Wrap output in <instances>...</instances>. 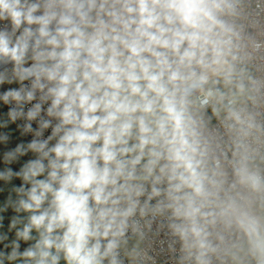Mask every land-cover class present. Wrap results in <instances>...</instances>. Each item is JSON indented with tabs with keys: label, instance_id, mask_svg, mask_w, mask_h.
I'll use <instances>...</instances> for the list:
<instances>
[{
	"label": "clouds",
	"instance_id": "clouds-1",
	"mask_svg": "<svg viewBox=\"0 0 264 264\" xmlns=\"http://www.w3.org/2000/svg\"><path fill=\"white\" fill-rule=\"evenodd\" d=\"M5 84L0 264H264V0H0Z\"/></svg>",
	"mask_w": 264,
	"mask_h": 264
},
{
	"label": "rangeland",
	"instance_id": "rangeland-1",
	"mask_svg": "<svg viewBox=\"0 0 264 264\" xmlns=\"http://www.w3.org/2000/svg\"><path fill=\"white\" fill-rule=\"evenodd\" d=\"M5 85L7 87H11V86H13L15 84H13V85L5 84ZM7 111H8V109H7L6 105H4L2 102H0V116H2L3 114H6ZM9 129L13 130V138H12L10 144L8 145L9 148H14L17 143L21 142V140H23L24 142H28V139L26 138V136L21 137L20 134H19V131L15 130L16 129V125L15 124L10 125ZM0 131H2V130H0ZM4 150H5L4 146L0 145V169H2L4 167V165L2 163V153H3ZM29 158H31V154H29V156H25V157L21 158V163H23L25 160H27ZM13 166L14 165H12V167ZM13 183L19 185L20 181L19 180H14ZM0 184H2V182H0ZM2 199H3V196L0 195V200H2ZM6 223H7V221H6Z\"/></svg>",
	"mask_w": 264,
	"mask_h": 264
},
{
	"label": "built area",
	"instance_id": "built-area-1",
	"mask_svg": "<svg viewBox=\"0 0 264 264\" xmlns=\"http://www.w3.org/2000/svg\"><path fill=\"white\" fill-rule=\"evenodd\" d=\"M25 83H27V82H25ZM16 87H18L17 84H15V85H13V86H11V87H7L6 85H2V86H0V92H3V91H5V90H7L8 88H16ZM29 106H30V105H29ZM6 107H7V109H9L10 106L6 105ZM17 123H22V121H17ZM34 127H35V123H34ZM47 134H50V129L48 130V132L46 133V135H47ZM26 138H27L28 141H29V140H31L32 137H31V135H27Z\"/></svg>",
	"mask_w": 264,
	"mask_h": 264
},
{
	"label": "trees",
	"instance_id": "trees-1",
	"mask_svg": "<svg viewBox=\"0 0 264 264\" xmlns=\"http://www.w3.org/2000/svg\"><path fill=\"white\" fill-rule=\"evenodd\" d=\"M13 168H14V170H18V168H19V165H18V164H16V165H14V166H13Z\"/></svg>",
	"mask_w": 264,
	"mask_h": 264
}]
</instances>
